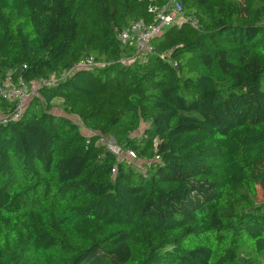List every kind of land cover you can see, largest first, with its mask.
Listing matches in <instances>:
<instances>
[{"label":"trees","instance_id":"trees-1","mask_svg":"<svg viewBox=\"0 0 264 264\" xmlns=\"http://www.w3.org/2000/svg\"><path fill=\"white\" fill-rule=\"evenodd\" d=\"M168 1L0 0V81L53 82L0 119V264H264V0H178L141 61Z\"/></svg>","mask_w":264,"mask_h":264},{"label":"built area","instance_id":"built-area-1","mask_svg":"<svg viewBox=\"0 0 264 264\" xmlns=\"http://www.w3.org/2000/svg\"><path fill=\"white\" fill-rule=\"evenodd\" d=\"M150 11L155 14V21L151 25H146L143 21L131 22L128 27L119 30L117 37L124 47H129L134 50L135 57L141 61L145 60L146 55L153 51L152 40L154 37L161 35L168 27L178 25L181 26L185 20L178 0H169L163 7H150ZM104 63L97 62L93 58H87L77 64L71 71L65 73L63 77H68L72 72L80 69L89 70L96 67H103ZM53 82L41 79L36 82L35 86L26 84L22 78L19 79V84H16L12 78V74L0 81V98L6 99L10 103L15 104V109L11 116L1 117L4 123L16 121L20 119L26 110L29 103L37 97L38 91L43 86L52 85ZM107 143V142H106ZM110 151L118 156V159L123 160L127 154L123 153L122 149L113 143H107ZM129 155L135 159V155L129 152Z\"/></svg>","mask_w":264,"mask_h":264},{"label":"rangeland","instance_id":"rangeland-1","mask_svg":"<svg viewBox=\"0 0 264 264\" xmlns=\"http://www.w3.org/2000/svg\"><path fill=\"white\" fill-rule=\"evenodd\" d=\"M148 127V124H142V127H141V129L138 131V132H136V133H134V136H142L143 135V133L146 131V128ZM83 132L85 133V134H88L89 132L88 131H86L85 129H83ZM106 140V142L107 143H113V144H116V141L112 138V137H108L107 139H105ZM130 163H131V165H133L134 167H136V168H138L139 170H141V163L138 161V160H136V159H131L130 160ZM258 199H260V196L258 197Z\"/></svg>","mask_w":264,"mask_h":264}]
</instances>
